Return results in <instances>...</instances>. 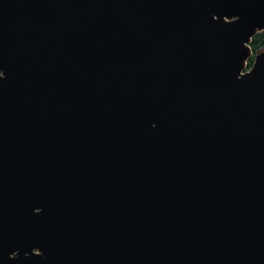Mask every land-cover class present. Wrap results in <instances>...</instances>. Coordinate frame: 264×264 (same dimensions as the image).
Here are the masks:
<instances>
[{
	"label": "water",
	"instance_id": "obj_1",
	"mask_svg": "<svg viewBox=\"0 0 264 264\" xmlns=\"http://www.w3.org/2000/svg\"><path fill=\"white\" fill-rule=\"evenodd\" d=\"M262 32L264 0H0V264H264Z\"/></svg>",
	"mask_w": 264,
	"mask_h": 264
},
{
	"label": "trees",
	"instance_id": "obj_2",
	"mask_svg": "<svg viewBox=\"0 0 264 264\" xmlns=\"http://www.w3.org/2000/svg\"><path fill=\"white\" fill-rule=\"evenodd\" d=\"M252 47L255 52L258 50L264 49V32L259 33L258 35L254 37L253 42H252ZM252 64H253V61L250 62L249 66H252Z\"/></svg>",
	"mask_w": 264,
	"mask_h": 264
}]
</instances>
